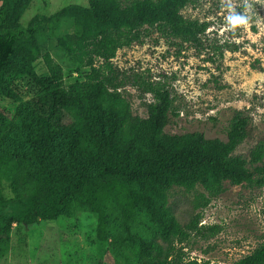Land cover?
<instances>
[{"label":"trees","instance_id":"trees-1","mask_svg":"<svg viewBox=\"0 0 264 264\" xmlns=\"http://www.w3.org/2000/svg\"><path fill=\"white\" fill-rule=\"evenodd\" d=\"M197 1L87 0L36 12L22 23L32 0H0V86L10 73L21 76L38 103L29 121L22 122L29 155L0 156V255L13 223L30 226L79 208L95 216L98 239L114 253L138 244L128 264H197L186 261L174 243L197 230L198 219L182 225L169 209V190L192 191L200 184L205 193L195 197L197 207L223 192L227 180L264 186V141L248 157L233 154L247 136L248 109H234L226 139L200 131L167 132L170 91L143 82L152 100L145 102L146 116L141 117L132 113L112 73L116 51L141 41L148 28L200 45L208 23L182 13ZM63 23L71 28L64 35L59 32ZM45 30L78 61L76 74L66 76L51 53L43 51L39 35ZM39 58L46 69L42 73L33 66ZM3 96L15 98L11 91ZM141 213L146 219L139 218ZM232 264H264V239Z\"/></svg>","mask_w":264,"mask_h":264},{"label":"rangeland","instance_id":"rangeland-1","mask_svg":"<svg viewBox=\"0 0 264 264\" xmlns=\"http://www.w3.org/2000/svg\"><path fill=\"white\" fill-rule=\"evenodd\" d=\"M229 2L235 11L249 17L246 25L234 30L228 26L224 5ZM69 3L85 5L87 0H32L21 22L36 12L51 13ZM182 13L208 23L201 44L181 42L148 28L141 41L119 48L110 61L119 90L132 113L144 117L145 102L152 100V94L144 91L143 82L167 88L172 112L165 131L171 133L200 131L206 137L226 139L234 109H248L251 121L247 136L233 152L248 157L251 148L264 141V0H198L184 7ZM70 29L63 23L59 32L64 35ZM39 38L43 51L51 53L66 76L76 74L78 61L67 56L47 30ZM95 64L102 61L95 59ZM33 66L39 73L46 70L41 58ZM104 71L108 69L104 67ZM5 91L14 93L15 98L3 96ZM31 96L30 84L21 76L10 73L4 77L0 86V156L16 152L29 155L27 129L22 122L29 121L37 110V99ZM63 153L61 143L58 154ZM7 185L4 181V193L9 195ZM224 186L223 192L197 207L194 199L204 192L200 184L192 191L178 186L169 190L168 206L178 221L184 225L198 219L197 230L174 243L182 247L186 261L232 264L264 239V186L229 180ZM139 218L146 219L143 213ZM140 231L145 235L146 231ZM9 235L0 264H128L138 247L134 243L124 248V254L114 253L98 239L95 216L79 208L30 226L15 222Z\"/></svg>","mask_w":264,"mask_h":264},{"label":"clouds","instance_id":"clouds-1","mask_svg":"<svg viewBox=\"0 0 264 264\" xmlns=\"http://www.w3.org/2000/svg\"><path fill=\"white\" fill-rule=\"evenodd\" d=\"M228 9V14L225 16V20L230 28L233 30L239 26L246 25L249 17L243 13L237 12L231 2L224 5ZM246 8L248 5L245 6Z\"/></svg>","mask_w":264,"mask_h":264}]
</instances>
